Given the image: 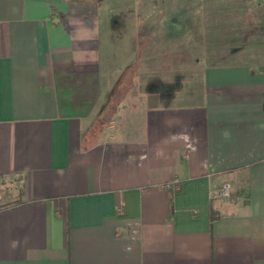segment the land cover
Masks as SVG:
<instances>
[{
    "label": "crops",
    "instance_id": "0c3cea01",
    "mask_svg": "<svg viewBox=\"0 0 264 264\" xmlns=\"http://www.w3.org/2000/svg\"><path fill=\"white\" fill-rule=\"evenodd\" d=\"M111 1L0 0V264H264V51Z\"/></svg>",
    "mask_w": 264,
    "mask_h": 264
},
{
    "label": "rangeland",
    "instance_id": "374dc122",
    "mask_svg": "<svg viewBox=\"0 0 264 264\" xmlns=\"http://www.w3.org/2000/svg\"><path fill=\"white\" fill-rule=\"evenodd\" d=\"M153 2L161 3L168 24L177 25L183 56L191 53L192 42L199 43L202 54L216 59L264 51L260 44L264 41V0H152V5ZM111 3L118 6L115 0Z\"/></svg>",
    "mask_w": 264,
    "mask_h": 264
},
{
    "label": "built area",
    "instance_id": "2783aa9c",
    "mask_svg": "<svg viewBox=\"0 0 264 264\" xmlns=\"http://www.w3.org/2000/svg\"><path fill=\"white\" fill-rule=\"evenodd\" d=\"M214 199L229 200L232 197V185L224 183L222 187L213 195Z\"/></svg>",
    "mask_w": 264,
    "mask_h": 264
}]
</instances>
